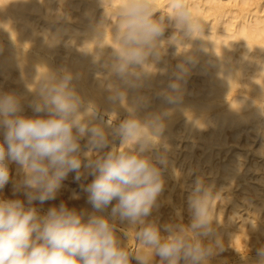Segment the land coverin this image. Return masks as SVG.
<instances>
[{
    "label": "clouds",
    "instance_id": "9594fccd",
    "mask_svg": "<svg viewBox=\"0 0 264 264\" xmlns=\"http://www.w3.org/2000/svg\"><path fill=\"white\" fill-rule=\"evenodd\" d=\"M98 3L104 13L93 24L92 41L79 50L99 66L95 78L111 109L85 100L75 83L82 73L67 66L36 67L25 85L31 115L23 97L0 89V264H213L229 248L247 259L250 237L245 232L244 253L232 246L241 228L225 243L219 231L223 195L201 176L189 189L187 222L182 208L163 223L154 215L171 203L161 199L165 173L179 177L164 133L200 63L194 50H208L205 23L186 0H169L163 8L153 0ZM109 30L111 44L105 43ZM169 47L177 61L171 71ZM156 76L168 77L157 92L166 106L152 109L142 90ZM257 134L264 138V129ZM70 174L81 191L68 200L83 193L91 210L65 200L44 210ZM9 184L10 196L4 193ZM255 254V264H264V244Z\"/></svg>",
    "mask_w": 264,
    "mask_h": 264
},
{
    "label": "bare ground",
    "instance_id": "6f19581e",
    "mask_svg": "<svg viewBox=\"0 0 264 264\" xmlns=\"http://www.w3.org/2000/svg\"><path fill=\"white\" fill-rule=\"evenodd\" d=\"M120 2L112 0L113 5ZM153 2L163 8L169 0ZM186 2L205 23V39L210 41L204 44L207 51L194 50L200 63L188 78L182 105L167 121L164 136L179 177L174 179L170 170L165 173L168 183L161 199L170 198L171 203H164L154 215L163 223L182 208L185 218L190 186L201 176L223 195L219 231L225 243L240 228L234 241L246 239L245 232L260 238L264 234V138L257 130L264 129V0ZM0 4H5L0 8V89L23 97L26 114H32L28 107L32 96L25 85L32 81L38 65L67 66L82 73L75 83L85 100L111 109L107 93L95 78L99 66L91 55L79 50L92 41L93 24L104 13L98 0H0ZM171 31L166 30L165 38ZM105 43H112L110 30ZM194 46L199 48L201 41L196 40ZM174 51L168 48L170 71L177 62L172 58ZM167 80V76H156L142 90L151 97L152 109L166 106L157 92ZM126 115L119 109L120 119ZM12 168L15 173L16 166ZM72 179L70 174L61 196L46 203L44 210L60 200L91 210L83 193L80 200H68L73 191H81ZM230 217L240 221L230 223ZM223 258L226 256L219 259ZM255 261L239 260L240 264ZM219 262L216 259L213 264Z\"/></svg>",
    "mask_w": 264,
    "mask_h": 264
},
{
    "label": "rangeland",
    "instance_id": "374dc122",
    "mask_svg": "<svg viewBox=\"0 0 264 264\" xmlns=\"http://www.w3.org/2000/svg\"><path fill=\"white\" fill-rule=\"evenodd\" d=\"M73 180V179H72ZM74 181V180H73ZM73 181H71V182H73ZM7 187V189L9 190H7L6 188L4 189V193H5V195H8V196H10L11 195V188H12V185L11 184H9L8 186H6ZM7 192H6V191ZM62 194V193H61ZM61 194H60V196H61ZM245 211H243L242 213H244ZM187 220H188V215H186L185 216V218H184V221L185 222H187ZM238 221H240V219L238 218ZM263 236H260V238H256L255 237V235L254 234H251V235H249V237H250V240H249V242H248V244H249V247L252 249V251L250 252V254L248 255V259H256V254H255V248L256 247H258V246H260L261 244H264V234H262ZM245 239H242V240H240V241H234V239H233V242H232V246L234 247V248H236L238 251H240V252H242V253H244L245 251H246V249H245V245H244V243H243V241H244ZM134 241L133 242H129V245L130 246H134ZM224 255V256H223ZM225 257L226 256V258H223L224 260V262L222 261V259L220 260L219 258H222V257ZM220 257H217L216 259L217 260H219L220 262H219V264H225V262H226V264H240V262H239V260L241 261L242 260V255L241 254H239L238 252H236L235 250H233V249H231V248H229V250L228 251H226V252H224V254H222ZM242 257V258H241ZM238 260V261H237ZM243 260H244V258H243ZM222 261V262H221ZM134 264H135V262H133ZM218 264V263H217ZM241 264H243L242 262H241ZM244 264H255L254 262H248V263H244Z\"/></svg>",
    "mask_w": 264,
    "mask_h": 264
}]
</instances>
